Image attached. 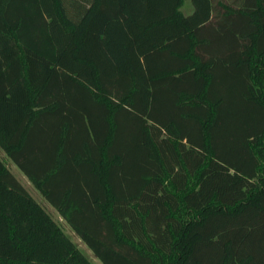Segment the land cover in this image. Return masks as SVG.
Returning <instances> with one entry per match:
<instances>
[{
  "label": "trees",
  "instance_id": "16d2710c",
  "mask_svg": "<svg viewBox=\"0 0 264 264\" xmlns=\"http://www.w3.org/2000/svg\"><path fill=\"white\" fill-rule=\"evenodd\" d=\"M0 0V148L102 264H264V0ZM0 264H92L0 158Z\"/></svg>",
  "mask_w": 264,
  "mask_h": 264
},
{
  "label": "rangeland",
  "instance_id": "374dc122",
  "mask_svg": "<svg viewBox=\"0 0 264 264\" xmlns=\"http://www.w3.org/2000/svg\"><path fill=\"white\" fill-rule=\"evenodd\" d=\"M181 11L187 14L191 11L192 5L190 0H183L180 6ZM1 159L4 160L7 168L12 172V174L20 181V177L25 180L24 175L20 172L17 166L3 153ZM26 181V180H25ZM28 188L32 191V197L40 203V205L47 211L50 217L60 225L63 232L75 243V245L85 254V256L90 260L92 264H102L90 251V249L84 244V242L73 232L72 229L66 224L62 217L56 212V210L49 204H47L41 194L31 185L27 184ZM27 189V188H26Z\"/></svg>",
  "mask_w": 264,
  "mask_h": 264
},
{
  "label": "crops",
  "instance_id": "0c3cea01",
  "mask_svg": "<svg viewBox=\"0 0 264 264\" xmlns=\"http://www.w3.org/2000/svg\"><path fill=\"white\" fill-rule=\"evenodd\" d=\"M3 153H4V151L0 148V156L2 157V155H3ZM18 168V167H17ZM19 169V168H18ZM11 170V169H10ZM11 172V171H10ZM20 172H21V170H20ZM12 173V172H11ZM22 174H23V172H21ZM24 175V178H25V180L24 179H22V177H20L19 179H21L19 182L23 185V187L26 189V190H28L32 195H33V193H32V191L28 188V186H27V184H31L30 182H29V180L27 179V177L25 176V174H23ZM32 185V184H31ZM31 195V196H32ZM46 202V201H45ZM47 203V202H46ZM48 204V203H47ZM49 205V204H48Z\"/></svg>",
  "mask_w": 264,
  "mask_h": 264
}]
</instances>
